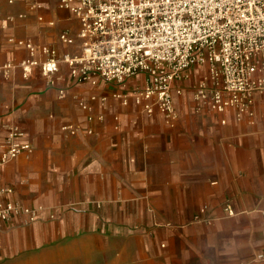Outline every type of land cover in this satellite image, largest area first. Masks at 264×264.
Instances as JSON below:
<instances>
[{
    "label": "crops",
    "instance_id": "obj_1",
    "mask_svg": "<svg viewBox=\"0 0 264 264\" xmlns=\"http://www.w3.org/2000/svg\"><path fill=\"white\" fill-rule=\"evenodd\" d=\"M40 3L0 0V65L28 58L11 38L82 54L78 18L57 0ZM205 72L178 84L174 127L135 103L146 75L78 84L64 63L54 84L39 70L0 75V143L15 124L33 147L0 186L12 190L6 200L42 209L35 223L0 222V264H264V96L242 120L200 108L184 93ZM204 207L211 224H195Z\"/></svg>",
    "mask_w": 264,
    "mask_h": 264
},
{
    "label": "built area",
    "instance_id": "obj_2",
    "mask_svg": "<svg viewBox=\"0 0 264 264\" xmlns=\"http://www.w3.org/2000/svg\"><path fill=\"white\" fill-rule=\"evenodd\" d=\"M57 1L80 21L82 54L59 57L52 48L11 38L12 44L28 51V58L19 65H0V75L9 79L20 68L24 78L30 79L39 70L54 84L62 63L78 84H122L146 75V85L134 93L135 103L145 115L159 112L167 126L174 127L179 118L176 97L184 92L178 84L190 78L192 69L204 68L205 76L194 93L200 108L209 107L219 115L234 111L239 120L254 116L255 100L264 96V0ZM16 2L42 9L40 0H10ZM61 41L76 42L68 33L61 35ZM124 103L128 104L127 98ZM80 106L91 110L84 102ZM64 131L76 133L71 127ZM25 137L19 125L8 127L0 143V179L7 165L33 153ZM11 193L0 186V222L23 216L26 223H35L42 209L6 200ZM206 212L204 207L194 222L211 224ZM227 212L235 215L230 208Z\"/></svg>",
    "mask_w": 264,
    "mask_h": 264
},
{
    "label": "rangeland",
    "instance_id": "obj_3",
    "mask_svg": "<svg viewBox=\"0 0 264 264\" xmlns=\"http://www.w3.org/2000/svg\"><path fill=\"white\" fill-rule=\"evenodd\" d=\"M195 72V71H194ZM196 72H199V70H197ZM200 82V81H199ZM198 81H191V83L189 82V83H187L186 85H187V88H186V86H185V88H186V91H185V95L187 96V97H191L192 96V98H193V100H194V91H195V88L197 87V85H198V83H199ZM185 96V97H186ZM197 216V215H196ZM196 218V217H195ZM194 221H195V219H194ZM195 223V222H194ZM195 224H201V223H195ZM203 224H206V223H203Z\"/></svg>",
    "mask_w": 264,
    "mask_h": 264
}]
</instances>
